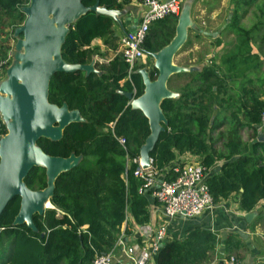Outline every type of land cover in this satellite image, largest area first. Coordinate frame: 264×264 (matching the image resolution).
Instances as JSON below:
<instances>
[{
  "label": "trees",
  "instance_id": "16d2710c",
  "mask_svg": "<svg viewBox=\"0 0 264 264\" xmlns=\"http://www.w3.org/2000/svg\"><path fill=\"white\" fill-rule=\"evenodd\" d=\"M29 2L0 0V29L5 18L23 23L26 15L21 7ZM130 2L85 0L83 4L121 10ZM256 2L242 0L239 9L235 6L224 31L225 37L233 36L231 42L207 62L199 59V69L170 77L168 84L173 78L186 83L177 99L161 101L166 124L150 152L152 168L166 180L175 177L171 165L177 156L199 157L213 204L241 191L239 205L244 211L264 199V144L249 146L240 135L258 125L264 113V14L259 11L254 23L247 20ZM177 20L173 13L155 21L146 33L144 49L157 53L166 47L175 35ZM112 27L111 17L88 10L68 25L60 49L62 60L91 63L95 55L101 56L91 47L94 39L116 52ZM220 43L216 39L212 45ZM141 68L129 69L117 53L107 64L94 62L95 71L52 76L49 103L77 110L82 121L67 125L60 139L40 138L37 147L49 156L74 155L79 160L55 179L51 206L33 216L34 228L13 223L20 199L9 201L0 216V264H92L96 255L112 250L123 225V234L130 235L133 226L149 223L150 196L139 192L142 181L133 174L136 163L132 162L150 134L149 121L123 94L132 93L133 99L143 94ZM157 75V69L151 68L150 80L155 81ZM6 134L7 127L0 120V140ZM216 159L224 162L219 173L210 174ZM24 183L33 191L45 189V169L33 167ZM217 242L213 231L195 228L183 238L165 239L153 264H208ZM244 246L229 236L224 242L226 260L234 256L240 264Z\"/></svg>",
  "mask_w": 264,
  "mask_h": 264
},
{
  "label": "water",
  "instance_id": "95a60500",
  "mask_svg": "<svg viewBox=\"0 0 264 264\" xmlns=\"http://www.w3.org/2000/svg\"><path fill=\"white\" fill-rule=\"evenodd\" d=\"M84 1L30 0L27 8L23 9L26 19L17 32L24 39L19 44V47L24 48V68L14 70L16 77H10L7 91L12 98L0 97V104L11 119L8 127L6 126L7 134L0 140V216L9 201L19 197L20 208L14 224L25 223L26 226L34 228L33 216L42 214L49 208L47 203L50 204L55 179L79 160L74 155L68 158L49 156L37 147V141L40 138L60 139L67 125L82 121L77 110L70 111L67 106L58 107L49 103L48 89L56 72L95 71L92 63L82 65L64 62L60 52L68 25L88 10L113 16L104 7H86ZM152 54L161 56L156 80H143L145 88L139 98L133 99L132 93H123L131 101V106L141 110L149 121L150 134L140 149L143 167L149 166L150 152L166 124L160 106L164 98H169L166 84L174 72L162 49ZM158 95L161 98L156 109L155 99ZM33 167H42L46 171L47 187L43 190H30L24 183ZM251 215H246V218Z\"/></svg>",
  "mask_w": 264,
  "mask_h": 264
},
{
  "label": "crops",
  "instance_id": "0c3cea01",
  "mask_svg": "<svg viewBox=\"0 0 264 264\" xmlns=\"http://www.w3.org/2000/svg\"><path fill=\"white\" fill-rule=\"evenodd\" d=\"M263 2L264 0H257V3H262V6ZM241 4L242 0H179V7L176 12L178 20L175 28V35L170 44L162 49V53L164 52V56L168 61L169 67L172 71H174L170 77L177 73L185 72V69L187 68L190 69L193 67L194 69H199L200 67L197 62H195L196 58H189L188 52H192L198 48L196 45H193L192 42L191 44L189 43V35L191 32H196L195 34L198 35V37L207 41L209 44V50L204 53L201 58L203 59V62H207L214 53L222 49L223 45L233 40V36L231 34L229 37H223L222 34L226 31V26L231 19L235 6L239 9ZM144 8V3H140L137 0H131V2L124 6L121 10L108 9L113 15L107 16L113 19L112 30L113 35L116 37L115 43L118 45V50L114 52L111 48L107 47L101 39H94L91 42V47L97 48L96 51L101 56L95 55L93 57L91 62L93 67L94 62L107 64L117 53H119L121 37L125 34V32L134 30L140 23ZM259 11L262 10L252 8L247 20H249L250 23H254L256 18L260 16ZM226 12L227 14H224ZM223 16H226L228 19V23L224 25L221 24ZM251 16H253L252 19H250ZM216 39L221 41L219 46L212 45ZM254 45L256 46L257 42L254 43ZM255 46H253L254 51L256 50ZM186 54L188 62L193 63L187 67L178 62L179 57L185 56ZM194 55L195 54H193V56ZM148 57L149 60L146 62L148 66H142L140 69L145 82L151 81L149 78L151 68H156L158 72L160 70L159 60L161 59V56H154L151 53ZM100 58L104 60V62H98L97 59ZM141 62L144 63V61ZM91 63L87 65H90ZM170 77L168 78V81ZM168 81L166 84L169 93L168 96L169 98L177 99L181 93L180 87L186 82L176 81L175 78H173L169 84ZM173 82H175V85H173ZM246 132V141L242 136L243 132H240L241 139L245 144H248L249 146L253 142L264 144L263 120L258 125H254L253 129L251 127L246 129ZM219 143L220 142H217V144ZM217 148L218 146L216 149ZM175 162L185 163L201 161L197 156L184 154L177 156ZM223 162L224 161L222 159H216L213 166L209 169V173H219ZM240 192L241 191H239L238 194H233L225 201L215 204L210 210L204 211L201 215L195 218L183 219L178 217L166 221L167 230L165 239L168 241L171 239L183 238L190 230L195 228L207 229L213 231L217 235L218 239L214 251L211 253L208 264H225L227 258L224 250V242L229 236H233L245 245V251L241 253L240 264H264V199L259 200L251 211H244L240 209L239 205ZM149 212L150 221L145 225V227L155 230L163 222L164 217L161 206L156 201L151 199V197L149 198ZM249 214L252 215L247 219L246 215ZM132 228V234L124 235L123 225L121 228L122 233H120L119 237L123 238L127 247H131L136 252L139 249V245L143 242V237L140 236L139 226H133ZM112 255L113 259L121 261L124 264H129V260L119 248L113 249Z\"/></svg>",
  "mask_w": 264,
  "mask_h": 264
},
{
  "label": "built area",
  "instance_id": "2783aa9c",
  "mask_svg": "<svg viewBox=\"0 0 264 264\" xmlns=\"http://www.w3.org/2000/svg\"><path fill=\"white\" fill-rule=\"evenodd\" d=\"M144 11L140 23L134 30L125 32L120 39V50L124 62L133 69L135 65L143 61L151 53L143 47V42L149 27L157 20L163 19L173 13L176 14L179 0H147L144 2ZM102 62V59H97ZM3 62L0 60V70ZM264 121V113L262 115ZM123 145L124 140L120 139ZM136 163L133 174L139 177L142 184L140 193H148L162 209L163 222L154 230L148 227H140L142 244L135 252L127 247L122 237H118L114 247L108 253L96 255L92 264H124L113 259L112 251L119 248L129 260V264H153L154 257L161 244L165 240L166 221L183 218L191 219L210 210L214 204L206 184V169L201 162H174L171 166L175 177L166 180L152 168L151 159L147 167L141 165L140 156L132 159ZM165 221V222H164ZM225 264H239L234 256L225 261Z\"/></svg>",
  "mask_w": 264,
  "mask_h": 264
},
{
  "label": "rangeland",
  "instance_id": "374dc122",
  "mask_svg": "<svg viewBox=\"0 0 264 264\" xmlns=\"http://www.w3.org/2000/svg\"><path fill=\"white\" fill-rule=\"evenodd\" d=\"M236 4V2H235ZM28 4H25L23 7H21L22 11L24 12V8H27ZM25 8V9H26ZM254 8L256 10H262L264 14V2L263 6L262 3H255ZM228 12V10H227ZM224 13V14H227ZM25 13V12H24ZM26 15V14H25ZM249 18V16H248ZM247 18V19H248ZM253 16L250 17L252 19ZM259 18V16L257 17ZM245 22V20L243 21ZM228 23V19L226 16H223L221 19V24L224 25ZM23 25V23L18 22L17 20H12L5 18L4 19V24L2 28L0 29V60H2L3 64L0 70V97H5V98H12L11 95L7 91V86L10 81L11 75L15 76L13 71L18 69V68H24V63L22 61V56L24 54V48L19 47V44L21 42H24L23 36L17 32V30ZM248 25V23H247ZM196 32H191L189 35V43L193 45H196L198 48L196 50H193L192 52H188L189 58H196L195 62H197L199 59L203 57V54L206 53L209 50V44L207 41L202 40L198 35L195 34ZM224 33V32H223ZM226 33V32H225ZM224 33V34H225ZM222 34L223 37L225 35ZM211 50V49H210ZM101 53V52H100ZM193 54H195L193 56ZM149 60V57L145 58L143 62H139L137 65L138 66H148L146 62ZM104 62V60H102ZM151 61V60H150ZM179 63H182L185 67L188 65H191L193 63L188 62L187 54L185 56H181L178 59ZM186 71H189V68L185 69ZM191 70V72L195 71ZM16 77V76H15ZM17 81L20 83L19 79ZM172 85V83H171ZM173 85H175V82H173ZM166 94V91L164 95ZM0 120L3 124H5L7 127L9 123L11 122V119L8 117L6 111L3 109L2 105L0 104ZM242 136L244 137V140L246 141L247 139L245 138V135L247 134L246 130L242 131ZM168 226V224H167Z\"/></svg>",
  "mask_w": 264,
  "mask_h": 264
},
{
  "label": "bare ground",
  "instance_id": "6f19581e",
  "mask_svg": "<svg viewBox=\"0 0 264 264\" xmlns=\"http://www.w3.org/2000/svg\"><path fill=\"white\" fill-rule=\"evenodd\" d=\"M160 98H161V96L158 95V96L156 97V99H155V108H156V109H158L157 104H158V101L160 100ZM47 206L50 207L51 204L47 203Z\"/></svg>",
  "mask_w": 264,
  "mask_h": 264
}]
</instances>
